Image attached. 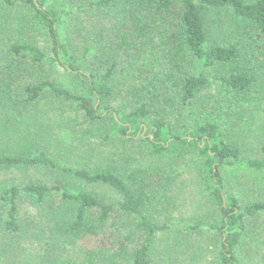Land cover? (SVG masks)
Here are the masks:
<instances>
[{
  "label": "trees",
  "instance_id": "trees-1",
  "mask_svg": "<svg viewBox=\"0 0 264 264\" xmlns=\"http://www.w3.org/2000/svg\"><path fill=\"white\" fill-rule=\"evenodd\" d=\"M18 2L28 12L8 28L7 9ZM47 2L0 0V31L9 33L5 38L0 35V56H5L0 66V172L44 167L58 176L51 184L0 181V202L7 205L6 227L20 230L21 195L36 205L59 197V203H51L52 231L75 239L82 252L79 262L65 264H153L157 253L166 255V264L168 258L174 264L172 247L158 244L164 233H191L205 227L219 232V264H242L237 249L247 230L246 218L264 210V202L241 206L235 195L225 192L222 169L264 170V143L262 158L244 159L242 148L230 139L232 126L245 111L244 96L253 90L264 93V46L258 56L241 38L264 39V0H88L75 10ZM84 8L109 18L108 38L116 34L117 47L133 68L142 55H154V48L162 50L167 61L161 76L141 78L139 71L128 80V109L114 107L120 84L117 65L106 48L93 50L94 43L88 45L84 56L93 55V65L85 67L60 36L62 17ZM32 29L47 32L49 53L24 37ZM46 64L63 69L74 87L64 86L50 74L40 76L39 71L46 73L41 68ZM212 83L227 94L214 95L207 120L197 119L196 127L187 132L183 119L180 133L175 134L157 102L174 103L179 97L191 119L198 116L197 99ZM166 87L172 95L165 93L159 99L157 90ZM41 101L51 114L73 109L83 119L76 133L82 132L84 140L75 143L74 135V146L71 140L67 145L69 140L64 141L68 159L54 157L41 143L44 131L37 125ZM52 134L47 137L68 136ZM134 142L144 146L148 162L134 158L131 163L123 151L110 150L114 143ZM189 151L200 157L203 187L218 207L219 223L206 218L194 223L159 221L152 215L176 205L173 186ZM87 186L109 188L116 198Z\"/></svg>",
  "mask_w": 264,
  "mask_h": 264
},
{
  "label": "rangeland",
  "instance_id": "rangeland-1",
  "mask_svg": "<svg viewBox=\"0 0 264 264\" xmlns=\"http://www.w3.org/2000/svg\"><path fill=\"white\" fill-rule=\"evenodd\" d=\"M88 1V0H86ZM84 0H48V4L65 8L66 10H75L79 5L86 2ZM20 2L16 6L7 9L8 16L6 26L9 28L13 21L25 15L28 11L23 7H19ZM3 9L0 7V14ZM91 12V13H90ZM1 19V17H0ZM16 23V21H14ZM5 24L4 22L2 23ZM16 25V24H15ZM110 26L109 18L105 15L98 14L92 9H81L75 13H68L62 17L59 24V33L64 42L70 45L72 53L77 62L87 66L93 65L92 57L84 56L85 49L88 45L93 44V50L106 48L110 59L115 62L116 79L120 84V92L118 90L117 98L114 100V107H122L128 109L131 105L129 97V79H134L136 72L140 76L153 77L154 75L164 71L167 63L163 57L162 50L154 48V55H145L134 64V68L128 63L125 53L117 47L118 40L116 34H110L112 38H108L107 28ZM7 28V29H8ZM4 38L9 35L0 31ZM16 33V32H14ZM13 33V34H14ZM11 34V33H10ZM12 34V35H13ZM17 35V33H16ZM27 36V37H26ZM18 37V35H17ZM24 37L36 43L37 46L49 53L51 45L50 37L46 31L32 29L24 33ZM3 38V37H2ZM109 39L112 45H109ZM243 42H247L250 48L261 55L264 46V39H251L246 35H242ZM112 39V40H111ZM158 39V38H157ZM156 39V41H157ZM108 42V43H107ZM116 44V45H115ZM156 45L155 41L153 43ZM4 55L0 56V66L5 64ZM41 68L46 69V73L39 71V75H49L53 79L62 83L64 86L72 89L73 81L65 74V71L55 65L46 64ZM55 66V67H54ZM27 80V79H24ZM158 84V82H156ZM159 85V84H158ZM170 89L163 88L157 90V97L164 99L165 93L172 95ZM216 94H227L223 87L218 83H212L211 89L202 93L196 102V110L198 116H192L190 119L185 108L180 102V98H175L174 103H165L164 101L157 102L160 112L165 115L166 121L174 129V133L178 134L181 131V121L184 119L187 125V132L192 131L197 119L207 120V113L213 111V97ZM242 100L243 108L245 109L243 117L237 119V123L232 126L233 130L230 133V139L242 148V157L262 158L263 153L261 146L264 143V93L262 91L253 90L249 96H244ZM45 101H41L38 123L39 128L44 131V136L41 143L47 144L48 151L51 155L58 159H68L70 152H64V146L70 143V140L78 143L84 140L82 132L76 133L83 119L73 109L66 111L63 114L52 112L49 114ZM223 113H225L223 111ZM240 120V121H238ZM245 121H248L245 122ZM70 129V130H69ZM68 135L67 138L58 140L53 134V138H48V133ZM75 133V134H72ZM76 135L77 139H71ZM69 140L64 145L65 140ZM75 140V143H74ZM50 142H54L49 146ZM82 146V143H80ZM144 146L140 142L130 144L114 143L110 146L112 151H123L126 159H131L134 163V158L140 162H148V156L145 154ZM133 159V160H132ZM130 162V161H127ZM179 177L177 183L173 186V194L176 205L173 209L163 211L159 209L152 215L159 221L171 219L173 221H184L194 223L195 220L206 218L213 223H219L218 207L212 203L209 193L203 187V174L200 166V157L193 151H189L182 167L179 168ZM222 174L225 178V192L235 195L239 199L241 206L250 203L264 202V170H251L247 168L225 167L222 169ZM58 176L52 169L44 167H35L28 170H13L1 171L0 181H10L15 183H25L27 181H42L53 183ZM87 189L100 193H107L116 198L115 193L105 187L87 186ZM59 197H49L46 202L36 205L26 195H21L18 200V223L20 230L14 232L6 227L7 222V205L0 202V264H65L68 261L79 262L82 257V252L75 239H66L58 237L55 230L52 231L54 224L51 214V203H59ZM247 230L242 236L241 243L237 249V255L242 264H264V210L258 215L249 216L246 218ZM126 222L128 220L126 219ZM187 230L175 232H165L163 239H160L159 246L172 247L176 259H173L174 264H219L218 250L220 246V235L217 230L210 227H205L201 231L186 233ZM166 255L157 253L155 263L166 264L164 258ZM168 264H170L168 258Z\"/></svg>",
  "mask_w": 264,
  "mask_h": 264
}]
</instances>
